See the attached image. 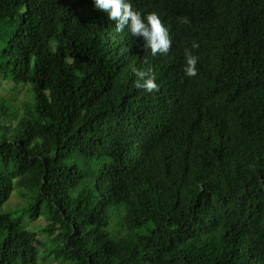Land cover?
<instances>
[{"label": "trees", "instance_id": "16d2710c", "mask_svg": "<svg viewBox=\"0 0 264 264\" xmlns=\"http://www.w3.org/2000/svg\"><path fill=\"white\" fill-rule=\"evenodd\" d=\"M132 4L166 55L93 0H0V264H264V0Z\"/></svg>", "mask_w": 264, "mask_h": 264}, {"label": "clouds", "instance_id": "9594fccd", "mask_svg": "<svg viewBox=\"0 0 264 264\" xmlns=\"http://www.w3.org/2000/svg\"><path fill=\"white\" fill-rule=\"evenodd\" d=\"M93 2L95 8L105 11L109 18L115 21L117 33L127 30L132 37L142 40L153 56L166 55L169 52L173 43L172 37L158 13L151 12L143 15L133 7L132 0H93ZM180 20L182 23H190L187 17H181ZM198 47V42L192 41L191 46L184 50V73L189 77L198 74V56L192 51ZM136 75L137 88H142L149 93L158 90L159 84L154 74L137 69Z\"/></svg>", "mask_w": 264, "mask_h": 264}, {"label": "rangeland", "instance_id": "374dc122", "mask_svg": "<svg viewBox=\"0 0 264 264\" xmlns=\"http://www.w3.org/2000/svg\"><path fill=\"white\" fill-rule=\"evenodd\" d=\"M3 90L4 89L0 86V93L6 94V91L5 90L3 91ZM14 101L17 105H20L21 103L26 102V96H25L24 92L20 91V92L16 93V97H15ZM14 186H15V184H14ZM26 199H27L26 202L29 201L28 197ZM22 204H23L22 196L19 194L18 191H15L10 195L9 200L2 206L0 212H7V211H10V209H12V210L21 209L23 206ZM117 211L121 212L120 217L116 214ZM122 216H123V212H122L121 208H119V207L113 206L109 210L110 224L108 227V231L110 234V238L113 241L117 240V238L119 236H122L125 233V231H123L122 225H121ZM44 224H45L44 220L42 218H38L34 222H30L27 227L30 229H36V228H38Z\"/></svg>", "mask_w": 264, "mask_h": 264}]
</instances>
